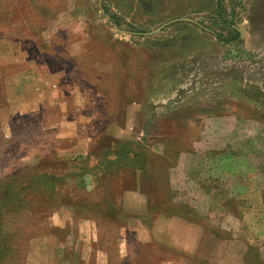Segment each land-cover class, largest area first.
<instances>
[{"label": "rangeland", "instance_id": "rangeland-1", "mask_svg": "<svg viewBox=\"0 0 264 264\" xmlns=\"http://www.w3.org/2000/svg\"><path fill=\"white\" fill-rule=\"evenodd\" d=\"M0 264H264V0H0Z\"/></svg>", "mask_w": 264, "mask_h": 264}, {"label": "water", "instance_id": "water-1", "mask_svg": "<svg viewBox=\"0 0 264 264\" xmlns=\"http://www.w3.org/2000/svg\"><path fill=\"white\" fill-rule=\"evenodd\" d=\"M179 20L189 21V22H193V23H195V24L200 25V23H199L197 20H195V19H193V18H190V17L180 18ZM163 27H164V26H161V27L157 28L156 30H153V31L150 32L149 34L151 35V34H154V33L160 32V31L162 30ZM128 33H132V32H128Z\"/></svg>", "mask_w": 264, "mask_h": 264}, {"label": "flooded vegetation", "instance_id": "flooded-vegetation-1", "mask_svg": "<svg viewBox=\"0 0 264 264\" xmlns=\"http://www.w3.org/2000/svg\"><path fill=\"white\" fill-rule=\"evenodd\" d=\"M217 6V5H216ZM175 21H177V20H175Z\"/></svg>", "mask_w": 264, "mask_h": 264}]
</instances>
